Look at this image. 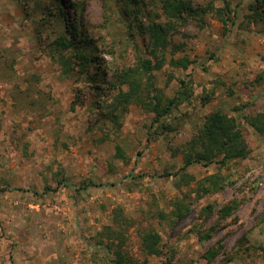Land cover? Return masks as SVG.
<instances>
[{
    "label": "rangeland",
    "instance_id": "obj_1",
    "mask_svg": "<svg viewBox=\"0 0 264 264\" xmlns=\"http://www.w3.org/2000/svg\"><path fill=\"white\" fill-rule=\"evenodd\" d=\"M195 1L205 10L204 24L192 20L180 28L165 66L152 73L166 97L176 96L181 80L194 90L192 103L176 110L178 129L164 133L136 103L117 123H105L111 110L94 106L96 91L80 75L64 76L43 53L47 40L66 33L58 22L65 12L97 42L116 94L118 69L137 66L135 44L145 52L142 38L133 41L122 26L125 0H0V189L6 190L0 192V264H109L115 256L106 252L111 242L103 234L118 230L117 209L131 222L123 248L136 262L209 264L206 255L217 249L210 264H264V131L255 125L264 130V21L252 16L259 0ZM142 5L160 12L155 0ZM172 58L192 64L177 68ZM219 79L225 84L214 83ZM107 86L101 98L110 101ZM219 110L238 119L248 157L182 170L186 144ZM105 126L110 140L98 143ZM118 146L125 159L117 157ZM216 175L225 189L202 197L199 182ZM230 204L239 207L224 218ZM185 207L189 212L176 222L174 214ZM148 231L162 237V255L143 253L141 234ZM113 242L114 250L122 247Z\"/></svg>",
    "mask_w": 264,
    "mask_h": 264
},
{
    "label": "trees",
    "instance_id": "obj_2",
    "mask_svg": "<svg viewBox=\"0 0 264 264\" xmlns=\"http://www.w3.org/2000/svg\"><path fill=\"white\" fill-rule=\"evenodd\" d=\"M155 2L160 4V12L146 8L145 5H142L143 0H125L124 17L120 16L122 26L133 41L135 38H142L145 52H142L140 46L135 44L137 66L118 69L115 79L119 82V86H117L116 94L111 91L113 83L106 80V68L99 59L97 42L88 34L87 28L82 23L78 20L73 22L68 20L65 12H61L62 16L58 17V22L65 25L66 33H60L55 40H47L49 45L45 46L43 53L47 54L54 63L60 65L64 76L71 78L80 75L79 79L88 83V86L96 91L94 106L99 107L102 111L111 110L109 116L104 112L105 123L111 125L117 123L125 113H128L130 105L136 103L154 115L151 127L158 125L157 129L160 128L163 130L162 132L170 133L177 130L179 126L176 123L178 116H175L177 108L185 103H192L194 90L189 81L181 80V88L176 96L173 98L166 97L155 85L152 73L165 66L169 44L171 43L170 39L179 33L180 28L187 27L192 20L204 24L205 18L203 17L206 13L205 10L195 6V0H155ZM258 3L260 5L252 8L254 12L252 16L256 21H264V0H259ZM59 6L61 7V5ZM36 7L39 9L41 6L37 5ZM224 22L228 23L226 20ZM169 63L185 70L192 64L188 58H172ZM145 76H148L146 86L143 83ZM214 83L225 84L221 79ZM105 84L108 85L111 93L112 99L110 101L101 98V95H106L103 89ZM114 86L116 85L114 84ZM79 91L82 92L83 88L80 87ZM210 97L211 91L209 90L205 96L201 97L203 104L210 102ZM255 125L260 132L264 131L260 122L255 123ZM100 131L104 133V137L99 139L98 143L110 140L109 133L112 130L109 126L102 127ZM148 141H151V133ZM173 150L176 153L177 149ZM249 153V145L238 119L219 110L206 117L198 133L186 144L183 151L185 165L182 170L186 171L187 167L194 163L205 167L212 164L225 166L231 162L246 159ZM117 157L126 158L119 146L117 147ZM180 174L181 171L175 174L165 172L161 177H178ZM198 186L203 197L221 192L225 189L226 184L216 175L199 182ZM5 191L0 189V192ZM238 207L236 204L223 207V217L232 216ZM210 208H207L206 211ZM184 210L185 212L180 209L174 214L177 219L176 222L182 221L186 213L189 212L188 207H185ZM114 218V226L118 230L107 228L106 233L103 234L111 242L110 245L105 246L106 252L115 256L109 264H148L146 261L144 263L134 261L128 251L123 248L127 241L125 232L131 228L130 220L124 218V212L121 209L115 211ZM208 237L206 236V238ZM115 240L120 241L119 244L122 246L116 250L113 248L115 244L113 241ZM161 243L162 237L157 232L148 231L141 234L142 250L146 256L162 255ZM97 245L104 246V243L99 242ZM218 253L219 250L217 249L208 252L206 260L209 264Z\"/></svg>",
    "mask_w": 264,
    "mask_h": 264
}]
</instances>
